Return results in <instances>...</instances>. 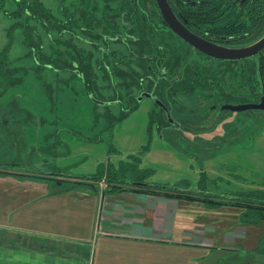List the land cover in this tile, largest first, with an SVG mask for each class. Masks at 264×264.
Instances as JSON below:
<instances>
[{
    "label": "flooded vegetation",
    "instance_id": "1",
    "mask_svg": "<svg viewBox=\"0 0 264 264\" xmlns=\"http://www.w3.org/2000/svg\"><path fill=\"white\" fill-rule=\"evenodd\" d=\"M53 1L54 8L43 0H0V22L8 24V43L0 52L10 47V60L19 32L36 72L40 65L41 74H68L66 84L80 80L95 105L106 108L108 121L128 118L145 100L152 104L148 111L160 134L185 138L214 136L221 126L223 132L215 136H229L234 116H264L263 110L226 109L262 102L264 44L258 45L264 43V0H166L173 18L158 0ZM43 12L49 15L47 24ZM189 36L222 52H255L237 59L216 57L191 44ZM250 76L259 95L252 101ZM100 83L114 93L103 95ZM135 175L128 172L126 181L149 185L134 181ZM99 183L108 185L106 173ZM222 193L229 194L212 192Z\"/></svg>",
    "mask_w": 264,
    "mask_h": 264
},
{
    "label": "rangeland",
    "instance_id": "2",
    "mask_svg": "<svg viewBox=\"0 0 264 264\" xmlns=\"http://www.w3.org/2000/svg\"><path fill=\"white\" fill-rule=\"evenodd\" d=\"M43 2L54 8L53 0ZM7 27L6 21L0 22V49L8 43ZM29 51L17 32L9 58L27 74L21 84L0 96V181L6 189L11 186V192L18 185L27 190L34 187L28 193L32 198L53 193L66 188L65 184L58 187L57 180L64 178L54 174L88 177L101 166L106 170L108 163L115 169L136 168L138 174L152 170L145 172L147 180L191 191L200 186L210 193L264 191V116L252 112L234 116L229 136H215L223 132L221 126L214 136L185 138L160 134L148 111L152 104L145 100L128 118L109 128L106 108L95 105L80 80L66 84L68 74L51 70L38 75L37 63L27 57ZM46 83L55 87L52 97ZM100 86L103 95L114 93L110 86ZM11 112L13 117L8 116ZM185 150L193 151L192 155ZM262 225L259 230L264 232Z\"/></svg>",
    "mask_w": 264,
    "mask_h": 264
},
{
    "label": "crops",
    "instance_id": "3",
    "mask_svg": "<svg viewBox=\"0 0 264 264\" xmlns=\"http://www.w3.org/2000/svg\"><path fill=\"white\" fill-rule=\"evenodd\" d=\"M2 182L0 264H264L242 210L86 181L32 198Z\"/></svg>",
    "mask_w": 264,
    "mask_h": 264
},
{
    "label": "trees",
    "instance_id": "4",
    "mask_svg": "<svg viewBox=\"0 0 264 264\" xmlns=\"http://www.w3.org/2000/svg\"><path fill=\"white\" fill-rule=\"evenodd\" d=\"M31 18L34 19V17L31 16ZM43 22L44 24H47V20H49V15L47 12H43ZM10 50V47H7L2 52H0V96L5 95L8 90L18 84H21L25 76L27 74V70L23 68H19L16 66H13L10 60L8 59V52ZM171 63V62H170ZM43 68V66H42ZM42 68L38 67L37 73L41 74ZM166 68L169 69V66ZM250 100L258 99L259 95L257 93V86L255 84L254 76H250ZM54 88L52 84H45L46 92L49 96H53ZM248 97H246V100ZM245 100V101H246ZM17 115H19L16 112ZM29 117H32L30 113H28ZM15 114L13 112L9 113V117H13ZM123 119H119L116 121L115 118L109 119V128L115 126L116 123L121 121ZM0 163H3L2 160H0ZM0 166H3L0 164ZM14 167H18V165H15ZM106 170H102V166L99 168V171L97 174H94L92 176L88 177H77L74 175H68V174H54V177L64 178V179H58L57 184L58 185H66L65 189L62 190H69L72 188H77L78 186H84L85 181L86 182H97L99 183L103 177L107 176V184L112 188V191H117L120 189V187L124 186H137L143 191H146L151 194H157L161 196L166 197H175L182 200L192 201V202H202L206 205L213 207V208H221L223 206H229V207H236L239 209H243V213L241 216V222L245 224H250L253 226H261L264 222V191L253 188L250 192H240L238 194L231 195L230 193H222V194H212L210 193L206 187L200 186L198 190L191 191L186 188H178L176 186H168V184H156L155 182H148L146 181V171L149 172L151 170L143 171L142 174L140 171L136 172V168H128V169H114L112 165L108 163V166H106ZM3 170V169H0ZM107 171V172H106ZM135 172L136 177L134 178V181L136 182H146L149 185H140V184H132L126 181V177L128 172ZM1 172V171H0ZM120 173V174H119ZM10 175H13L11 173H7ZM118 176V177H117ZM74 180V181H73ZM128 188V187H127ZM232 196H235V198H231ZM253 216V217H251Z\"/></svg>",
    "mask_w": 264,
    "mask_h": 264
},
{
    "label": "water",
    "instance_id": "5",
    "mask_svg": "<svg viewBox=\"0 0 264 264\" xmlns=\"http://www.w3.org/2000/svg\"><path fill=\"white\" fill-rule=\"evenodd\" d=\"M160 3V6L166 15L172 16L170 9L166 3V0H158ZM173 18V16H172ZM175 23V21H174ZM177 25V24H176ZM179 26V25H177ZM180 27V26H179ZM187 40L196 46L197 48L201 49L202 51L216 56V57H222V58H227V59H237V58H244L246 56H250L255 52L254 48L253 49H247V50H240V51H220L218 48L211 46L210 44H207L193 36H189ZM264 43H261L259 46L263 45ZM227 110H230L232 112H244V111H249V110H263L264 111V96L262 98V102L259 105H243V106H230L226 108Z\"/></svg>",
    "mask_w": 264,
    "mask_h": 264
}]
</instances>
